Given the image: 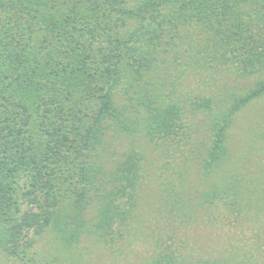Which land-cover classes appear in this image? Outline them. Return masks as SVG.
Instances as JSON below:
<instances>
[{"label": "trees", "instance_id": "trees-1", "mask_svg": "<svg viewBox=\"0 0 264 264\" xmlns=\"http://www.w3.org/2000/svg\"><path fill=\"white\" fill-rule=\"evenodd\" d=\"M263 97L264 0H0V264L137 242L141 264H230L160 247L253 215L230 139Z\"/></svg>", "mask_w": 264, "mask_h": 264}, {"label": "rangeland", "instance_id": "rangeland-1", "mask_svg": "<svg viewBox=\"0 0 264 264\" xmlns=\"http://www.w3.org/2000/svg\"><path fill=\"white\" fill-rule=\"evenodd\" d=\"M125 145L127 146L122 138H116L113 143L116 154L124 149ZM230 147L233 154L230 163L239 166L244 173V181H254L259 188V194H253L252 203L246 206L247 212L250 208L253 215L250 213L249 216L246 212L240 215L230 214L223 229L207 225L200 229L194 224L193 229L188 231L190 243L199 241L201 244L204 241L205 244L215 246H178L181 241L176 237L177 246L160 247L166 252L177 254L185 251L190 256L226 257L230 264H264V97L246 106L236 116L231 129ZM149 153V172L157 171L158 174L165 168L164 160L157 155L155 148H149ZM157 174H152L147 182H155ZM147 197L149 196L146 195L143 199L144 208L141 215L149 221L147 208L150 202ZM205 231L209 236L206 235L207 239L203 238ZM217 240H221L224 246H216V243L219 244ZM156 247L137 242L134 246H78L74 251L81 259L80 264H141L144 255H150ZM61 262V259L55 260V263Z\"/></svg>", "mask_w": 264, "mask_h": 264}]
</instances>
